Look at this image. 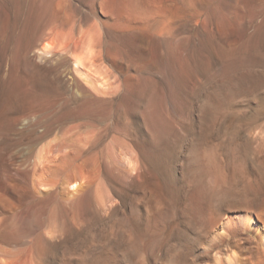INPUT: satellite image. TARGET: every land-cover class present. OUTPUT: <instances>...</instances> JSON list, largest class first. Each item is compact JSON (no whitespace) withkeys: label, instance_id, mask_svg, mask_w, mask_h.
I'll list each match as a JSON object with an SVG mask.
<instances>
[{"label":"rangeland","instance_id":"1","mask_svg":"<svg viewBox=\"0 0 264 264\" xmlns=\"http://www.w3.org/2000/svg\"><path fill=\"white\" fill-rule=\"evenodd\" d=\"M62 1L67 30L98 34L112 57L96 75L100 91L76 71L67 79L62 56L40 64L49 34L36 37L32 62L7 66L5 53L18 57L29 31L50 21L46 0H0V264H215L204 250L264 264L254 234L228 235L219 218L247 204L264 217V0ZM12 106L35 107L36 121L54 126L33 153V130L15 126ZM119 142L134 159L117 158L124 174H103L102 157ZM212 147L231 179L228 194L210 198L191 165ZM94 177L114 201L107 214L73 200L90 193L72 185ZM200 208L215 209L219 223L192 219ZM127 230L142 234V253L123 252ZM221 233L227 241L213 250Z\"/></svg>","mask_w":264,"mask_h":264},{"label":"bare ground","instance_id":"2","mask_svg":"<svg viewBox=\"0 0 264 264\" xmlns=\"http://www.w3.org/2000/svg\"><path fill=\"white\" fill-rule=\"evenodd\" d=\"M46 1L48 3L47 19H49L50 23L49 24L45 23L44 26H42V25L41 26H36V27L32 28L29 31V42L27 44L23 45L20 48V52H19L18 57L15 58L11 51L6 52L5 55H4V60L6 61L7 66H9V67L10 66H14V65H16V63H21L22 60H25V62H27V65H28V62H32V60L34 58L31 55V52L34 50L33 42L35 41L36 37L37 36H41L40 38H42V36H45L46 34H49V35H52L53 40L44 43L43 46H42V52L37 55L38 59L40 61V64H41V62L42 63L50 62V59L48 58L49 54L62 56L63 58H66V60H67V62L69 64V68H70V69H68V67H66V70H67V71H65L66 74L64 73L65 77H67V79H69V77H70L69 73H71V72L74 73V71H76L79 75H81L85 79V81L88 84H90L92 87L94 86V88H96V90L102 89L101 85L98 84L100 79L96 75L102 73L103 68H104V62H109V55H111V53L110 52H109L110 54H108L107 52L105 53L104 49H106V48H104V46L102 44L101 37L98 34H96L94 32H91L90 30L82 31L80 34L74 33L72 30L68 31L67 28H66V21H65L66 12H67L66 10H67L68 6L66 7L62 0H46ZM123 2L126 3L127 0H123ZM166 10H165V12H167ZM162 15L165 16L166 14L163 13ZM130 35H129V37H131ZM56 49L58 51H55ZM8 50H9V48H8ZM66 53H73L74 55H73V57L69 58V57L66 56ZM111 57H112V55H111ZM61 66H62V64H61ZM38 68H40V67H38ZM18 69H20V68H18ZM61 75H63V74H61ZM57 77H58V75H57ZM60 78H62V76ZM76 80H78V79L76 78ZM66 83H68V82H66ZM98 91H100V90H98ZM7 108L10 109V106L9 107L7 106ZM11 108L13 110L12 111V115L14 116L13 117V123L15 124V126L16 125H20L23 128L25 126H28L29 129L32 128V130H33V132H31L32 135H30V136H32V138H30V139L31 140L33 139L32 140V142H33L32 145L30 144L32 146L30 153H33L35 151V146L51 135V133H52V131L54 129V126L52 124H46L44 121H41V120L40 121H36L37 112L40 111V110L35 108V107H29L24 112H20V110H18V108L17 109H13V106ZM66 117H67V115H66ZM70 118H71V116H70ZM67 119L69 120V118H67ZM67 119H65L66 122H67ZM32 121H33V123H31ZM29 126H31V127H29ZM60 127H61V125H60ZM27 131H28V129H27ZM25 132H26V130L24 129V133ZM27 141H29V140H27ZM26 144L28 145V143H26ZM126 145H129V144H126V143H123V142L116 143L115 146L111 150H109L107 154L104 153V156L102 157V160H101V164H102V168H103L102 169L103 170V172H102L103 174H104V170L107 169V168H111V169H113L115 171H118V173L124 174V172L120 168L117 167L116 160H117V158H121L122 160H125L124 162L127 161L126 164L129 161H133L134 153L132 152L131 147L130 146H126ZM132 148H134V147L132 146ZM194 150H196V149H194ZM38 151H39V149H38ZM38 153H40V152H38ZM38 155L39 154H37V157H39V158L43 157L42 153H41V156L40 155L38 156ZM140 155H142V154H140ZM34 156H36V155H34ZM44 157H48V156L45 155ZM71 157H72V154L68 155L69 159ZM135 159H137V158L135 157ZM193 159L195 161L194 164H196V166L195 165L194 166L191 165V168L192 167H196V169L193 171V175L191 176V179H192V182H194L195 185L203 187V189H204L203 192L208 194V196L210 198H212L214 196H217V195H226V194L229 193V189H228L227 185H228V183H230L231 176L227 172L225 167L223 166L222 159L220 157L219 148L212 147L210 149L196 151L195 153H193ZM98 162H100V161H98ZM29 163H30V161H29ZM131 163H133V162H131ZM257 163H258L259 168L261 170H263L264 169V159L263 158H258L257 159ZM96 164H98V163H96ZM96 164H95V166L97 167ZM80 167L82 169H81L79 174H81L83 172V166L81 165ZM41 170H43L42 167H41ZM31 171H33V170H31ZM46 172L44 171L43 174H45ZM60 173H62V172H60ZM30 174H32V173L30 172ZM97 174H96V177L98 176V178L100 180L103 175L102 174H98L97 175ZM60 175H62V174H60ZM129 175H131V174H129ZM135 177H133V179H136ZM258 177H260V176H258ZM94 179H95V177L93 178L92 181H87V182H82V183L75 182L72 185L75 189H79L81 187H84V185L86 184L85 188H86V190H89V193L91 195L90 194H88L89 196L86 195L88 198L86 197L87 199H84V201H81L82 198H79L78 196H77L76 200L75 199H73V200L77 204H83V203L87 204V202H89V204H92L91 207H93V210H95L96 212L99 211V212H103V213L107 214L108 211H110V210L112 211L113 207H115V206H113L114 205V201H113V199L110 196L111 194L110 195L108 194L110 192V191H107L108 188L104 187L105 184L103 185L102 183H99V182L95 183V182H93ZM257 179L258 180H256V183H257V181H260L261 178H257ZM96 180L98 181V179H96ZM260 182H262V181H260ZM259 183H257V184H259ZM257 184H256V186H257ZM252 186L247 187L244 190L245 193L246 192H251V190H256L255 186H254V188ZM258 188H259V185H258ZM76 192H77V190H76ZM81 192H80V194H81ZM247 195H248V193H247ZM73 202H72V204H73ZM74 206H71V207L73 208ZM253 207L251 205L247 204L246 206H243V209H241V210L238 209L239 211H232L231 210L232 213L226 215L225 217H223V215L221 214L219 216L220 220L221 219L223 220V222L221 223V227L224 226V229L226 230L228 235H232V236L233 235H237V234L241 235V233H244L243 231L251 232V233L254 234L255 238H257V240H259L261 242V245L263 247L264 246V217H262L263 215L262 216L259 215L258 211H256V208L258 206H256L255 208H253ZM161 212L165 213L163 211H161ZM191 212H193V211H191ZM191 212H190V214H191ZM194 212H196V211H194ZM194 212H193L194 215H192L194 218H192V217L191 218L194 219L195 221L202 222L201 224L203 226H205V225L216 226V223L218 222V220H216V218H218V215H217L215 209L212 210L211 213H208V214H206L207 212L204 211V209H201V208L198 209L196 213H194ZM195 221L193 223H195ZM145 225H146L145 226V233L146 232H150L152 227H153V220L152 219L149 220V222L147 224H145ZM224 229H223V232H224ZM156 231L154 233H152V234H155ZM159 232H161V231H159ZM123 233H124V238L126 240L125 242L131 247V249L130 248H126L123 251L125 254H126L127 250H139V249L141 250V247L143 246V243H145L144 239H141L142 238V234H139V233L137 234L136 232H134L132 230H129V231L127 230V231H125ZM219 233H220V231H219ZM222 234L223 233L219 234L221 239H220L219 242H216L213 245V250H215L217 247L219 248L221 246V243L224 244L227 241V238L222 236ZM147 235H148V233H147ZM219 253L220 252L218 251L215 255H212V251L211 250L210 251L209 250H207V251L204 250L203 251V254L207 255V257L209 259H211V260L214 259L215 260V264H227V263L228 264H234L235 263L234 258L237 257V256L234 257L233 254L228 256V259H227L228 261H226L227 262L226 263L225 261H222V258H220V257H222V255L219 256L218 255ZM244 255H246V253ZM239 257H241V256H239ZM141 259H143V258H141Z\"/></svg>","mask_w":264,"mask_h":264},{"label":"water","instance_id":"3","mask_svg":"<svg viewBox=\"0 0 264 264\" xmlns=\"http://www.w3.org/2000/svg\"><path fill=\"white\" fill-rule=\"evenodd\" d=\"M220 222L222 223V222H223V220L221 219V220H220ZM218 228H219V225H218Z\"/></svg>","mask_w":264,"mask_h":264}]
</instances>
